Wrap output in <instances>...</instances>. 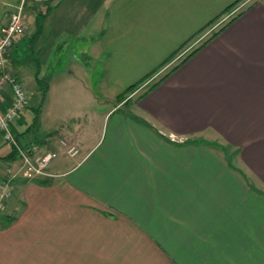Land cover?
Segmentation results:
<instances>
[{"label":"crops","instance_id":"crops-1","mask_svg":"<svg viewBox=\"0 0 264 264\" xmlns=\"http://www.w3.org/2000/svg\"><path fill=\"white\" fill-rule=\"evenodd\" d=\"M234 1L52 0L40 20L32 0H0V26L19 7L26 19L7 55L30 98L13 131L56 153L51 176L13 179L0 264H264V0H248L165 78L101 117L41 133L55 117L49 95L28 131L42 91L25 51L47 75L75 43L65 72L84 77L62 99L98 105L100 84L118 97ZM11 153L0 134V179Z\"/></svg>","mask_w":264,"mask_h":264},{"label":"built area","instance_id":"built-area-1","mask_svg":"<svg viewBox=\"0 0 264 264\" xmlns=\"http://www.w3.org/2000/svg\"><path fill=\"white\" fill-rule=\"evenodd\" d=\"M25 28L26 19L22 7L13 12L7 22L0 26V134L11 151L16 153L8 176L0 179V213L13 194V179L17 176L27 179L51 176L48 166L56 157L55 152L43 151L34 141L22 142L13 131V126L29 107L30 98L22 80L11 68L7 55L24 34ZM7 90L11 93L9 103L3 97ZM68 152L74 155L77 149L75 146H70Z\"/></svg>","mask_w":264,"mask_h":264},{"label":"rangeland","instance_id":"rangeland-1","mask_svg":"<svg viewBox=\"0 0 264 264\" xmlns=\"http://www.w3.org/2000/svg\"><path fill=\"white\" fill-rule=\"evenodd\" d=\"M28 1L29 0H27V2ZM247 1L248 0H243V1L239 2L230 11H228V12L224 13L223 15H221L220 17H218V19L210 27L206 28L204 31H202L200 34H198L195 38H193L170 61L166 62L159 70H157L155 72L154 75L149 77L148 78L149 80L145 83L143 88L138 90L137 92H135V94H133L132 97H136L137 95H139L141 92H143L144 89H147L153 83V81H155L156 79L161 77L164 73L163 71H165L164 70L165 67L167 69L168 64H170V65L176 64L181 59L182 55L185 54V50L188 47H190V44H192V42L194 43L196 41V39L200 40V39L207 37V35L211 34V32L213 30L217 29L222 23L227 21L232 15H234L237 11H239L241 8H243L244 5L247 3ZM32 2H33V6L36 5L35 6L36 10H38V9L43 10V8H45L46 0H32ZM30 7H31V3H30ZM29 10H32V8H30ZM70 46H71V43L68 44L67 46H65V48H67V49H64V51H63L64 55L62 56L61 59L58 60V64L56 66L58 68L50 70V74H47V75L45 74V71L47 69L45 67L43 69H40L39 63L37 62L36 59H34L32 57L31 50L25 51V53H26V54H24L25 58L28 55V59H24L23 62L24 63L27 62L29 65H31L32 68L37 73L36 75H38V73H39L40 77L43 79V82L41 83V85H39L40 86L39 89L42 91L41 92L42 99L37 102V106H36L39 109V115H40V112L42 110L45 98L49 95L56 98V102L54 103V106L51 108L52 113L55 117L53 118V116H51L50 121H47V126L49 125V128H47L45 126H41V133H43L42 129H45V132H52V133L56 134L54 136H57L61 133L60 132L61 129L63 127H65L66 125H68L71 118H74V117L82 118L84 116V114L95 113L97 111L100 112V117H101V115L104 113V111H107L118 100L117 96L111 97L107 91H104L103 85L100 84V101H99L98 105H84V107H73V108L69 107L68 101L63 100L62 98L65 95L69 96L72 93V90H71L72 88H75L77 86L79 87L81 85V80L84 77L83 73L80 74L81 71H79V69H75V71H76L75 75L66 73L67 67H68L67 65H69L70 63H73L75 60V57L79 56V53L76 52V50L74 48L75 43H73L71 47ZM63 52H62V54H63ZM73 76L78 77V80L77 81L74 80ZM86 77H87V80L91 82V85L93 87H95L96 89L99 88L97 86V84H95L97 82L95 77L93 79L89 75ZM101 77L102 76L100 75V78ZM93 80H94V82H93ZM57 81L59 82L58 85H56ZM34 82L35 81L33 78V83ZM26 83L27 84L29 83L28 85H30V89L33 87L30 84V82H28V80H26ZM51 84H52V88H50ZM43 89H44V91H43ZM59 89H62V90H59ZM133 92H131V93H133ZM131 93H128L127 97L131 96ZM59 101L63 102L64 105H61V103H59ZM61 125H62V127H61ZM36 130H37V128L34 131H36ZM5 143L7 144L6 141H5ZM47 151H49V150H47ZM63 156L64 155H61L58 158H56L55 164H57L58 162L63 160V158H64ZM17 177H21V176H17ZM17 177H15V178H17ZM45 177H47V176H45ZM45 177H43V176L42 177H35V178L29 179V180H40V179H43ZM5 208H6V204H5L4 209Z\"/></svg>","mask_w":264,"mask_h":264},{"label":"trees","instance_id":"trees-1","mask_svg":"<svg viewBox=\"0 0 264 264\" xmlns=\"http://www.w3.org/2000/svg\"><path fill=\"white\" fill-rule=\"evenodd\" d=\"M50 1L52 0H46V4H45V8H43V10H39L38 12V16L40 18V20L49 13L50 11ZM242 0H235L234 2H232L231 4H229L220 14H218L216 17H214L213 19H211L209 22H207L204 26H202L198 31H196L190 38H188L186 41H184L174 52H172V54L166 58L157 68H155L152 72H150L149 74H147L146 76H144L142 79H140L139 81H137L136 83L130 85L128 88H126L121 94L118 95L117 99L119 101L125 100V102H127L130 98L127 97L128 93L133 92L134 90H136L146 79H148L149 77H151L157 70H159L166 62L170 61L183 47H185L193 38H195L198 34H200L202 31H204L206 28L210 27L217 19L218 17H220L221 15H223L224 13L230 11L236 4H238L239 2H241ZM238 15V14H236ZM235 15V16H236ZM234 16V17H235ZM234 17H232L228 22H226L223 26H221L219 29H215L211 32V34L197 47H195L193 50H191L185 57H183L178 63H176L174 66L171 67V69L169 71H167L166 73H164L157 81H155L152 85L149 86V88L153 87L154 85H156L160 80H162L163 78H165L171 71H173L174 69H176L180 64H182L184 61H186L189 57H191L208 39H210L212 36L216 35L220 30H222L232 19H234ZM36 79L39 85H41V83L43 82L42 79H40L37 75H36ZM44 91V89H43ZM38 119H39V109L36 107L35 108V114L31 123L30 128H28L30 131L32 129V127H34L37 123H38ZM28 131L26 130L24 133H28ZM225 149H227V147L223 146ZM11 155L9 159H14L16 157V153L14 151H11Z\"/></svg>","mask_w":264,"mask_h":264}]
</instances>
